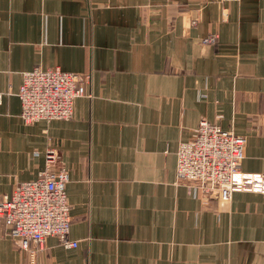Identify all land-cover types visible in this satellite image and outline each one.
<instances>
[{
    "label": "crops",
    "instance_id": "0c3cea01",
    "mask_svg": "<svg viewBox=\"0 0 264 264\" xmlns=\"http://www.w3.org/2000/svg\"><path fill=\"white\" fill-rule=\"evenodd\" d=\"M35 68L91 75L70 120L24 125ZM202 119L244 136L241 171L264 175V0H0V199L48 147L69 173L78 245L48 237L35 264H264V192L221 205L176 181ZM0 264H29L2 222Z\"/></svg>",
    "mask_w": 264,
    "mask_h": 264
},
{
    "label": "built area",
    "instance_id": "2783aa9c",
    "mask_svg": "<svg viewBox=\"0 0 264 264\" xmlns=\"http://www.w3.org/2000/svg\"><path fill=\"white\" fill-rule=\"evenodd\" d=\"M216 37L202 39L215 44ZM91 75L39 68L22 73L16 97L24 125L38 121H68L73 115V102L89 95ZM10 93V92H9ZM245 137L200 120L195 137L180 143L176 155V181L197 187L204 202L215 200L227 205L235 192H264V175L241 171ZM60 151L48 147L44 168L38 177L15 185L0 199V222L17 249L35 264L48 237L56 238L64 249H75L69 239L71 216L66 196L69 173L60 162Z\"/></svg>",
    "mask_w": 264,
    "mask_h": 264
}]
</instances>
